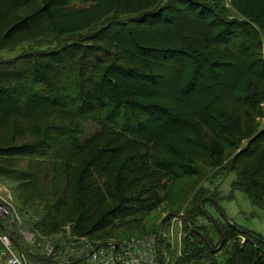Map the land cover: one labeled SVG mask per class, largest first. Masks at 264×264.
I'll return each mask as SVG.
<instances>
[{"label": "trees", "instance_id": "1", "mask_svg": "<svg viewBox=\"0 0 264 264\" xmlns=\"http://www.w3.org/2000/svg\"><path fill=\"white\" fill-rule=\"evenodd\" d=\"M15 48L0 180L34 235L156 237L163 205L159 264H264L259 232L198 222L237 191L264 210V0H0V50ZM223 175L226 197L200 185ZM181 209L177 256L163 232Z\"/></svg>", "mask_w": 264, "mask_h": 264}, {"label": "rangeland", "instance_id": "2", "mask_svg": "<svg viewBox=\"0 0 264 264\" xmlns=\"http://www.w3.org/2000/svg\"><path fill=\"white\" fill-rule=\"evenodd\" d=\"M16 48L13 50H0V58L4 59L15 56L19 52V49ZM263 113H264V105H263ZM260 121L264 123V115L261 116ZM93 128L94 126L91 124L89 130L90 129L92 130ZM211 175H216V174H211ZM211 177L212 176L201 181L200 185L209 189L215 188L216 193L218 191V195L226 197L230 189L229 183L232 179V176L223 175L218 178H215L214 182L209 181ZM184 181L186 180L184 179ZM13 185H14L13 181L0 180L1 195H3L6 198V200H8L12 208V216L14 219L11 225L13 240L16 243H19V245L22 246V249H24L23 254L28 264H54L52 261L45 258L46 257L45 243L50 239L44 237L39 238L28 229V226L30 224L29 215L23 214L18 209ZM205 208L208 214L206 215L207 218L199 217L198 222H200L201 224L207 223L209 229L211 230L213 229L212 228L213 219L219 221L228 219L245 228H249L259 232L264 238V210L253 206L241 192L237 191L234 193L233 198L220 199L218 201V204L207 205ZM156 213L158 215V221L161 222L162 219L166 216L167 210H165L163 208V205H161L157 209L155 214ZM179 213L184 214V210L181 209L178 212V214ZM172 219H169V221H167L165 228L167 230L168 227L170 226L169 230L172 233L171 238L174 240L175 243L180 240V237L181 239L183 238L185 234L184 233L185 230L183 229L184 224L181 229V225H179L176 221H175L176 224L172 223L170 225V221ZM52 241L54 244L57 243L58 245H60L59 247L60 249L58 248V250H54L53 252L54 256L52 260L54 262L59 260L63 261L69 255L72 256L77 255L75 252L69 251L66 247L70 241L76 242V240L70 239L68 242H66L67 238L65 236H62V234H59L57 237L53 238ZM76 243L78 247H81V245L83 244L81 241H77ZM62 246H65V248L63 249ZM66 249L68 251H66ZM105 249L107 256H109L111 251L110 247H106ZM78 264H90V262L88 261V258H86L78 262Z\"/></svg>", "mask_w": 264, "mask_h": 264}, {"label": "built area", "instance_id": "3", "mask_svg": "<svg viewBox=\"0 0 264 264\" xmlns=\"http://www.w3.org/2000/svg\"><path fill=\"white\" fill-rule=\"evenodd\" d=\"M172 218H170L172 219L170 221V225L172 223L176 224L177 222L181 225L182 229L184 222L183 214L179 213ZM13 220L11 205L0 192V264H28L25 257H21L18 249L13 243L14 240L12 238L11 229ZM169 227L167 230H164L163 236L168 239L170 251H174L178 256L181 252L182 239L180 237V240L174 243V240L171 238L172 233L170 232ZM78 241L83 243L81 247L77 246V241H70L66 246L67 249L75 252L77 255L87 253V258L90 264H159L157 261L158 249L155 235L147 234L143 236L130 237L121 241L118 245L116 253L117 261L113 258L112 247H110V255L107 256L106 247L93 245L85 239ZM45 249L47 257L54 255L53 252L55 250V245L52 241L49 240L45 243ZM67 249L66 251H68ZM163 260L165 261V264H169V251H163Z\"/></svg>", "mask_w": 264, "mask_h": 264}, {"label": "water", "instance_id": "4", "mask_svg": "<svg viewBox=\"0 0 264 264\" xmlns=\"http://www.w3.org/2000/svg\"><path fill=\"white\" fill-rule=\"evenodd\" d=\"M167 216H168V215H166V216L162 219V221H161V223H160V225H159V228H158L157 234H156V242H157V249H158V250H159V242H160V236H161L162 225H163V222H164V220H165V218H166ZM13 243H14L15 247L18 249V251H19L21 257L24 258L23 250H22L21 246L18 245L15 241H13ZM109 245L113 248V258H114L115 261H117V260H116V253H117V249H118V243H117V242H111V243H109ZM221 245H222V241L220 242V244L218 245V247H217L216 249H219V248L221 247Z\"/></svg>", "mask_w": 264, "mask_h": 264}]
</instances>
